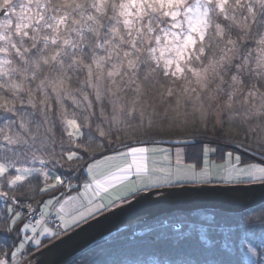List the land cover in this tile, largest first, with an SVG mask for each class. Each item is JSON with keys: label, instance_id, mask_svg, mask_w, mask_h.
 <instances>
[{"label": "snow or ice", "instance_id": "snow-or-ice-1", "mask_svg": "<svg viewBox=\"0 0 264 264\" xmlns=\"http://www.w3.org/2000/svg\"><path fill=\"white\" fill-rule=\"evenodd\" d=\"M209 186L264 190V0H0V264Z\"/></svg>", "mask_w": 264, "mask_h": 264}, {"label": "trees", "instance_id": "trees-1", "mask_svg": "<svg viewBox=\"0 0 264 264\" xmlns=\"http://www.w3.org/2000/svg\"><path fill=\"white\" fill-rule=\"evenodd\" d=\"M179 135L163 133L156 137L160 141L156 144L175 147L172 141ZM144 139L148 140L147 145L152 143L149 138ZM186 160L196 162L189 150ZM258 216L259 211L247 215L211 210L174 212L149 221L132 222L73 260L75 264H248L245 259L248 248L264 247V223L250 218ZM164 218L169 222H184L183 228L163 225ZM6 239L10 246L6 236L0 237V245ZM7 246L0 247V252L7 251Z\"/></svg>", "mask_w": 264, "mask_h": 264}, {"label": "water", "instance_id": "water-1", "mask_svg": "<svg viewBox=\"0 0 264 264\" xmlns=\"http://www.w3.org/2000/svg\"><path fill=\"white\" fill-rule=\"evenodd\" d=\"M262 200H264V190L258 187L251 191L228 192L210 186L200 191L174 194L167 200L156 203L141 200L133 208L101 218L98 223L94 222L90 227L86 225L83 231H76L56 251L61 256H70L73 259L100 239L132 222L149 221L174 212L211 210L229 214L242 213ZM176 226L175 224L174 227ZM38 259H42L47 264L50 256L46 255Z\"/></svg>", "mask_w": 264, "mask_h": 264}, {"label": "rangeland", "instance_id": "rangeland-1", "mask_svg": "<svg viewBox=\"0 0 264 264\" xmlns=\"http://www.w3.org/2000/svg\"><path fill=\"white\" fill-rule=\"evenodd\" d=\"M146 146L170 149L173 152V154L175 153V147H176V146L175 147H170L168 145L166 146V145H162V144H152V143L149 144V145H146ZM194 152H195L194 149H189V154L190 155L194 156ZM245 158H247V157H245ZM212 160L215 161L217 164L223 163V160L221 159L219 153L216 156L212 157ZM191 162H193V161H189V163H191ZM245 162H249V161H246V159H245ZM214 174H215V170H214ZM183 213H185V212H183ZM169 221L170 220H168L166 218L163 219V223L164 224L173 225V227L176 224L177 226L174 227L175 229H181V227L184 224V222H182L180 220L179 221H171V222H169ZM250 247L254 249L256 254L252 255L249 251L246 252L245 253L246 254L245 255L246 256V258H245L246 261L248 262V264H261V262L264 261V247H262V245H261V247L259 249H257L255 246H250ZM2 252H4V251L2 250Z\"/></svg>", "mask_w": 264, "mask_h": 264}, {"label": "bare ground", "instance_id": "bare-ground-1", "mask_svg": "<svg viewBox=\"0 0 264 264\" xmlns=\"http://www.w3.org/2000/svg\"><path fill=\"white\" fill-rule=\"evenodd\" d=\"M192 212H195V211H191V212H185V213H192ZM163 225H165V226H166V225H169V224H164V223H163Z\"/></svg>", "mask_w": 264, "mask_h": 264}]
</instances>
